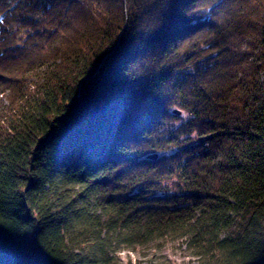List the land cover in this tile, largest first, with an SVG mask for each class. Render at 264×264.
Instances as JSON below:
<instances>
[{"label": "trees", "instance_id": "16d2710c", "mask_svg": "<svg viewBox=\"0 0 264 264\" xmlns=\"http://www.w3.org/2000/svg\"><path fill=\"white\" fill-rule=\"evenodd\" d=\"M12 2L0 264H264V0Z\"/></svg>", "mask_w": 264, "mask_h": 264}, {"label": "rangeland", "instance_id": "374dc122", "mask_svg": "<svg viewBox=\"0 0 264 264\" xmlns=\"http://www.w3.org/2000/svg\"><path fill=\"white\" fill-rule=\"evenodd\" d=\"M12 0H0V14L12 6ZM14 33H17L14 30ZM25 38L23 34L18 37ZM189 119V114L182 110L173 126ZM167 187L170 183L166 184ZM197 264L192 250L187 248L184 240L169 239L163 244L139 247L136 251L123 250L117 255V264Z\"/></svg>", "mask_w": 264, "mask_h": 264}, {"label": "water", "instance_id": "95a60500", "mask_svg": "<svg viewBox=\"0 0 264 264\" xmlns=\"http://www.w3.org/2000/svg\"><path fill=\"white\" fill-rule=\"evenodd\" d=\"M173 114H176V115H181L182 111H180L179 109H174ZM158 158V154H150L147 156V159H150V160H155Z\"/></svg>", "mask_w": 264, "mask_h": 264}]
</instances>
